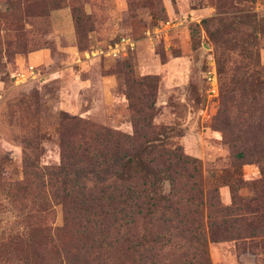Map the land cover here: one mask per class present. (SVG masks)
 Segmentation results:
<instances>
[{
	"label": "rangeland",
	"instance_id": "obj_1",
	"mask_svg": "<svg viewBox=\"0 0 264 264\" xmlns=\"http://www.w3.org/2000/svg\"><path fill=\"white\" fill-rule=\"evenodd\" d=\"M58 10L73 39L57 27ZM243 15L254 20L241 24ZM122 37L133 47L109 54ZM30 66L37 76L19 80ZM261 76L264 0H0V239L8 240L0 264H82L83 245L89 264H264ZM149 123L168 150L201 166L203 206L174 198L189 229L183 248L154 247V234L146 242V228H159L145 221L127 239L97 214L82 220L80 205L26 176V154L55 167L64 141L93 143L98 127L133 134ZM170 187L166 180L165 194ZM44 217L63 230L31 245ZM103 238L111 244L101 253Z\"/></svg>",
	"mask_w": 264,
	"mask_h": 264
},
{
	"label": "trees",
	"instance_id": "obj_2",
	"mask_svg": "<svg viewBox=\"0 0 264 264\" xmlns=\"http://www.w3.org/2000/svg\"><path fill=\"white\" fill-rule=\"evenodd\" d=\"M243 16L246 19L244 18L241 24L254 20L250 15ZM258 86L261 87L260 90L264 89L263 76L259 77ZM151 128L152 125L149 123L144 125L142 132L136 129L133 134H125L98 127V131L91 133H94L93 143L102 145L100 153H93L95 145H92L91 141H86L85 144L75 143L73 147L64 141L61 162L55 167L40 166L26 154L24 157L26 176L28 174L46 179L49 192L52 190L60 193L63 198L70 199L72 204L80 205L82 220L90 214H97L98 223L110 220L118 235L127 239L131 237L136 223L145 221L152 224L153 228H159L156 233L146 228L145 232L148 233L142 235L146 242L149 235L154 234L155 237L148 241L154 247L160 244L165 246L171 242L183 248L185 247L183 239L186 236L184 231L189 229L184 228L185 224H182L174 198L181 196V204L183 202L195 206L197 203V207L203 206L204 193L196 180L201 166L190 156L168 150L164 143L160 142L161 139L156 138L151 132ZM78 152L80 155H77ZM240 156H244L243 153H240ZM166 180L171 186L169 194H165L163 189ZM260 182L264 185V175ZM16 185L27 188L23 186V182ZM39 185L44 192L47 184L44 185L41 181ZM41 199L48 201V198L42 195ZM45 206H42L44 212L49 210ZM62 230L63 227L49 225L46 217L40 218L31 232L30 243L34 245L37 240H43L46 236ZM108 230L109 228L103 227L98 233ZM193 242L206 245V240L200 237ZM7 243L8 240L0 239V255L6 253ZM105 243L107 246L111 244L103 238L99 247H104ZM83 246L76 255L82 264H89V255L84 257L82 254L88 246ZM197 249L198 253L199 250L202 252L201 257L208 263L206 250L202 247ZM102 250L103 248L100 250L101 253ZM200 262L203 263L201 260ZM70 264L74 262L70 261Z\"/></svg>",
	"mask_w": 264,
	"mask_h": 264
},
{
	"label": "built area",
	"instance_id": "obj_3",
	"mask_svg": "<svg viewBox=\"0 0 264 264\" xmlns=\"http://www.w3.org/2000/svg\"><path fill=\"white\" fill-rule=\"evenodd\" d=\"M133 47V43L131 42L130 38L127 37H122L119 41H117L114 46L110 47L111 52L114 55H118L121 52H126L129 48ZM101 52H104L103 50ZM20 77L18 78L21 81L26 80L27 78H35L37 76V72L35 70L34 66H30V68L28 69V71L23 72L19 75ZM216 76L214 77L215 80ZM214 90H216V87L214 88Z\"/></svg>",
	"mask_w": 264,
	"mask_h": 264
},
{
	"label": "crops",
	"instance_id": "obj_4",
	"mask_svg": "<svg viewBox=\"0 0 264 264\" xmlns=\"http://www.w3.org/2000/svg\"><path fill=\"white\" fill-rule=\"evenodd\" d=\"M61 14H65V11L58 10L54 13V17L55 19H57L56 25L57 27H62L64 25V35L67 38L73 39V32L71 30V26H69V20H67L66 18V21H64L62 18L63 16ZM68 45H69V48H71V43H68Z\"/></svg>",
	"mask_w": 264,
	"mask_h": 264
}]
</instances>
